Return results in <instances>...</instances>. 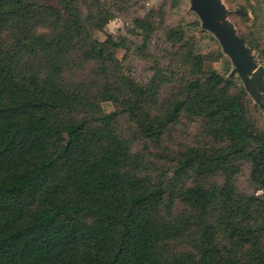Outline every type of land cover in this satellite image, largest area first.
<instances>
[{
    "label": "trees",
    "instance_id": "obj_1",
    "mask_svg": "<svg viewBox=\"0 0 264 264\" xmlns=\"http://www.w3.org/2000/svg\"><path fill=\"white\" fill-rule=\"evenodd\" d=\"M86 1L0 0V264H264V195L235 184L247 163L264 189V131L244 90L191 46L186 76L141 122L106 69L122 35L92 34ZM109 20L97 15L99 31ZM167 80L157 69L143 94ZM181 113L209 142L152 168L134 145L159 142Z\"/></svg>",
    "mask_w": 264,
    "mask_h": 264
},
{
    "label": "rangeland",
    "instance_id": "obj_2",
    "mask_svg": "<svg viewBox=\"0 0 264 264\" xmlns=\"http://www.w3.org/2000/svg\"><path fill=\"white\" fill-rule=\"evenodd\" d=\"M46 1L58 6L57 0ZM222 1L230 10L228 19L234 23L237 33L257 44L255 49H251L257 56L258 65L264 67V0ZM85 5L86 23L92 34L122 35L118 43L124 45L125 52L122 57L110 60L106 69H114L112 80L116 87L128 94L127 102L133 105V114L141 122L146 120V116L158 115L155 111V107L158 109L157 104L173 94L180 76H186L187 70L183 65V52L186 48L192 46L195 52L207 56L204 62L206 70L213 69L228 78L232 69L230 59L214 35L201 28L199 17L190 9L189 0H87ZM99 13H105L110 18L106 31L98 29ZM137 18L149 22L153 28L149 31L137 29L134 24ZM174 28H180L183 36L181 41L167 37V31ZM218 52L221 53L219 57ZM157 69L165 72L168 80L154 93L143 94L141 87L151 85ZM169 71L176 73L174 78H170ZM233 77L236 88H232L231 92H239L241 88L244 90L245 97L250 100L248 107L256 125L264 131V110L247 93L240 78L237 75ZM103 105L111 104L105 102ZM133 114L128 113L123 121L126 124L134 122ZM176 120L175 124L165 129L159 142L147 140L134 145L136 151L143 148L148 154L147 159L152 163V168H171L175 165L173 159L183 149L209 142V136L203 135L204 128L199 118L181 113ZM206 183L221 184L223 180L210 176ZM235 184L242 193L264 195V189H259L251 182L250 166L247 163L242 164L239 173L235 175Z\"/></svg>",
    "mask_w": 264,
    "mask_h": 264
},
{
    "label": "water",
    "instance_id": "obj_3",
    "mask_svg": "<svg viewBox=\"0 0 264 264\" xmlns=\"http://www.w3.org/2000/svg\"><path fill=\"white\" fill-rule=\"evenodd\" d=\"M190 9L199 17L201 28L211 32L222 51L229 57L232 69L228 78L237 75L247 93L264 110V67L244 38L228 19L230 10L222 0H189Z\"/></svg>",
    "mask_w": 264,
    "mask_h": 264
}]
</instances>
